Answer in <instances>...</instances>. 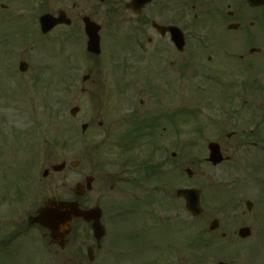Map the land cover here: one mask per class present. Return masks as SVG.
<instances>
[{"label":"rangeland","instance_id":"1","mask_svg":"<svg viewBox=\"0 0 264 264\" xmlns=\"http://www.w3.org/2000/svg\"><path fill=\"white\" fill-rule=\"evenodd\" d=\"M33 1H14L15 6L23 8L19 11V16L15 17L14 23H11L13 25L9 26V31L13 34L9 36V42L13 43L21 36L38 37L41 42L34 46V53L30 54L28 60L35 65H40L38 55L45 48L49 47V51L55 55L48 56L50 61L41 65V79L38 83L35 80L28 83L9 75V78L6 77L7 80L0 84V188L10 186L9 193H12L13 183L17 178H21L24 181L21 188L25 190L26 197L23 199L22 207H18V203L15 204L13 201L0 200V223L5 226L4 230L0 229V236L11 241L7 250L0 251V264H76L69 254L71 252L69 249L59 251L57 247L50 246L48 237L42 238L43 234L45 236L44 231L29 227L27 218L29 214H34L37 210L35 208L43 205L48 197L71 199L73 197L71 189L84 181L86 176L96 178L93 191L86 195L89 206L102 205L108 198L129 200L133 199L134 195L137 197L146 192L145 185L138 189L140 186L138 183L124 187V184L115 182L117 178L124 180L127 178L128 181L139 178L136 173L121 169L124 160L138 158L139 161H143L148 157L145 144L136 147L137 150H120L124 148L121 144L124 137L118 136V122L125 116H131L134 108L140 107L139 104H127V97L137 98L136 103L142 100L145 103L144 107L150 108H162L165 103L172 106L176 100L179 101L177 106L183 111L179 120L182 128L179 138L183 145L180 148L170 146L165 154H160L162 158H167L170 164L177 166V168L172 166V169L166 166L163 176L168 177L172 197L175 196L173 190L175 188L191 187L201 190L204 222L193 221L185 210L181 212L185 232L182 234V230L178 228H166L164 231L155 220L153 226H150L141 217L135 218L132 213H128L132 208L130 201H122L123 204L111 201L112 208L109 211L112 219L108 222L109 236L106 244L108 253L102 264H123L127 260H132L134 264L147 262L152 264L156 261L157 264L158 258L163 256L172 259L177 257L173 245L179 246V264H218L221 261L228 264H264V238L258 221L245 219L239 222L240 225L227 223L224 226L222 223L218 232L214 234L208 232L213 220H225L222 211L228 207L234 209L236 206H241L245 210L246 200L255 203L254 216L263 212L264 192H261V188L257 191L253 179L262 182L264 169L261 167L255 172L253 165L238 164L237 160L220 167H212L205 162L208 151L204 140L209 136H202L199 129H212L210 125L214 123L206 116L198 114V117L196 113L199 108L197 90L199 73L197 74L193 55H189L191 51L196 54L195 37H191L186 48L185 70L183 69L184 73L180 78L176 74V68H170L163 73L156 72L155 68L148 76V64L142 61V58L143 60L146 58L144 50L149 49L145 40V36H149L148 33L139 31L142 34L140 40L143 39L144 46L141 47L144 49L143 52L135 45L137 41L135 44L128 41V47H131L127 48L129 50L124 53L127 55L124 58L118 53H113L118 49L117 36H103L105 46L101 56L91 58L84 45L76 40L67 41L63 36L71 31L68 28L57 29L52 36L43 37L38 22L34 21ZM60 6L64 7L63 4L57 7ZM102 13L103 20L102 14L99 15L101 22L109 23L108 15L105 19L104 11ZM121 16L127 17V14L122 13ZM126 26L127 29H122L124 34L133 32L132 25H122ZM134 32L138 33L137 29ZM113 41L117 44L115 45ZM124 59H127L128 63L124 62ZM69 62L73 67V90L70 95L66 78ZM48 63L52 66L47 68ZM124 63L128 68L123 66ZM224 63L221 68L227 75L226 81L231 83L228 78L231 62L226 60ZM86 75L90 76V80L83 83L82 78ZM148 80L154 84L153 87H159L157 92H162L161 97L164 94L159 103H156L159 97L156 98L154 88H148L145 83ZM127 82L133 83L129 85ZM135 82L138 84L133 87L136 85ZM227 82L226 85L232 89ZM213 85L211 83L208 86ZM219 85L218 83L216 87ZM82 90L86 93L83 94ZM151 90L154 99L149 98ZM218 93L220 96L224 95L222 92ZM212 98L217 97L213 95ZM74 107L80 108L75 118L70 115V110ZM160 111L164 112L166 108ZM218 115L217 118L220 119L214 128L229 130L234 128L232 126L234 121L224 115ZM83 124L90 125L85 134L81 132ZM99 124H102L101 129ZM174 138L177 139V136L168 135L163 141H169L171 145L176 142H172ZM225 151L224 149L225 156H231L229 151V153ZM172 153L176 154L175 158H172ZM64 161L67 162L65 170L59 173L51 172L49 177H43L46 169L60 165ZM72 162H77L78 165L72 167ZM233 165L237 169L232 168ZM186 169H191L195 175L188 178ZM34 181L39 183V188ZM123 187L126 190L123 189L121 196L119 189ZM244 223L255 230L251 241L226 247L221 240L222 233H226L228 238H236L238 229ZM21 227L23 230L19 231ZM83 232L84 236L75 245L79 250L81 243H84V246L90 244L86 241V238L91 236L90 230L85 228ZM13 235L15 239H11ZM164 237H168L171 242L170 246L164 247L165 249L160 247L161 239ZM207 240L212 243L208 248L198 243L202 241L206 245ZM191 241L192 246L189 245Z\"/></svg>","mask_w":264,"mask_h":264},{"label":"flooded vegetation","instance_id":"2","mask_svg":"<svg viewBox=\"0 0 264 264\" xmlns=\"http://www.w3.org/2000/svg\"><path fill=\"white\" fill-rule=\"evenodd\" d=\"M14 1L0 0V84L5 82L6 77L9 78V75L29 82L37 81L41 71V65H35L28 61L30 59L29 55L22 50L23 46L31 40L30 37L19 38L13 43L9 42V36L13 35L9 31L10 23L14 20L16 11L23 8L15 6ZM129 2L131 0H128V2L124 0H34L32 3L34 4L33 9L37 12L35 16L41 18L45 14H51L55 17H62L63 21L65 20L68 23L66 27L71 31L63 34L67 41L73 42L76 40L81 45L86 44L85 22L87 18L100 25L99 36H102L101 40L103 41V36H117L116 41L119 50H114L113 53H118L124 58L127 56L124 53L129 50L127 49L128 41L131 44L133 42L135 44L137 41L135 45L140 47L141 52H143L144 49L141 48L144 46L143 39L140 40L142 34L139 31L148 33L149 36H145V40L149 49L144 50L146 58L144 60L142 58V61H146L148 64V76L155 68L156 72L162 71V73L167 72L170 68H176V74L180 78L181 72L185 68V52L179 51L180 46L175 44L173 36L183 34L185 40L186 36H196L194 61L197 74L199 73L198 82L200 85L205 84L202 86H205L207 90H211V86L208 85L214 83L216 76L221 72V76L226 80L227 75L222 68L225 65L224 61L231 62L228 69V78L231 83L226 82L232 87L235 93H233L234 96H230L227 101L219 103L210 99L212 97L201 98L207 99L205 103H202V108L209 114L208 116L224 114L234 121L232 124L233 129H210L208 132L215 138L212 142L217 143L222 152H224V149L225 152H230L231 156L227 155L228 160L224 163H234L237 160L238 164L246 162L251 164L260 163L264 167V0H153L139 13L128 9ZM59 4H63L64 7L60 6L58 8ZM103 11L105 19L108 15L109 23L103 24L101 22L99 15L102 14L103 20ZM122 13H126L127 17H122ZM113 21L117 22L115 23L116 26ZM124 24L132 25L133 32L124 34L122 29L128 28L127 26L122 27ZM61 27H64V25L57 28ZM173 27L176 29L175 33L170 30ZM135 29L138 33L134 32ZM49 35L51 34L49 33ZM30 49L33 50L34 46H30ZM31 53H34V51H31ZM47 55L51 57L53 53L48 50H45L44 53L42 51L38 55L39 61H46ZM139 55L142 56V54ZM23 60H26L27 63L26 70L19 72L18 69L21 67L20 64ZM124 62H127V59H124ZM123 66L128 68L125 63ZM68 69H70L68 73L71 77L69 89L72 91L73 67L70 62ZM127 83L131 85L133 82ZM145 83L150 89L154 86L149 80ZM135 84L133 87L137 86L138 82H135ZM153 88V91L156 92V98L159 97L156 103H159L160 99L164 98V94L161 97L162 92H157L159 90L158 86ZM248 88L253 89L252 94L245 91ZM254 89L257 91H254ZM152 94L151 90L149 98L152 97ZM152 98L154 99V97ZM136 100L137 98L127 97V104H139L140 107L134 108L131 116L121 117L122 119L118 122V133L121 134L122 131H126L125 133H154V131L160 130L168 133L170 131L173 132L172 134L177 133L178 135L181 133L180 123L175 122L176 113L171 114V111H169L170 107L174 108L179 101L176 100L175 103H172V106L165 103L162 108H150L144 107L145 103L142 100L138 103H136ZM163 108H166V111H160ZM236 120L238 123H236ZM166 145L158 146L156 149L153 148L151 158L149 157V167L152 172L148 178L143 180L146 192L141 194L140 199H136L134 195L133 199L135 200L133 202L129 200L132 208L128 213H132V215L134 213L139 214L137 218L141 217L142 220H146V224L148 223L150 226H153V220H155L164 231L166 228H178L183 233L184 221L181 212L184 211V208L180 202L182 199L171 196L173 192L169 189L170 183L161 175L166 165V158H162L159 153H165L168 148ZM154 151L155 155H153ZM205 162L212 166L208 163L207 158ZM232 168L236 169L237 167L233 165ZM46 173V176L51 175L49 171H46ZM88 177L90 176H86L84 181L77 183L75 189H71L73 197L68 200L78 203L79 207L85 210L95 207L94 205L89 206L86 195L93 190L92 186L93 182H96V178L90 179L89 185ZM127 181L128 179H116V182L125 185L135 183L133 179ZM137 188L142 189L141 186ZM6 190L7 187L0 188V198L3 201L4 198L10 196L6 193ZM19 190V192L14 193V201L18 203V207H22L21 204L25 194L22 192L21 187H19ZM262 190L264 191V185ZM119 192L122 196L123 188H120ZM115 201L116 204L117 202L122 203V199H116ZM123 201L128 202V200ZM4 202H8V200ZM102 205L105 207L101 219V223L105 228V236L101 241L97 242L93 237L92 222L87 223L78 220L73 223V229L66 244L63 247H59L57 244L54 245L58 247L59 251L69 249L71 251L69 254L76 264H86V262L88 264H102L106 258L108 253L106 250L108 242L106 239L108 238L107 228L108 222L112 219L109 211L112 208L111 200L105 199ZM228 208L222 211L225 217V220H222L223 226L231 222H243L245 219L253 220L258 221L261 225V231L264 233V215L258 217L254 216L252 211L245 213L240 208ZM202 216L192 217L191 219L193 221L197 219L200 222ZM245 226L247 225L244 223L243 227ZM4 227L0 223V229L4 230ZM85 228L88 231L90 230L92 237L88 236L86 241L90 244L84 246V243H81L79 250L75 245L84 236L83 231ZM22 230L23 227L19 229V231ZM222 237L226 238V234H223ZM160 243V247L163 249L171 244L168 237L162 238ZM227 243H234V240L231 238ZM172 247L178 253L176 249L179 246L173 245ZM178 254L173 259L169 256L158 258L157 264H170V262H173L171 264H179ZM123 264L134 263L132 260H127ZM145 264H149V262Z\"/></svg>","mask_w":264,"mask_h":264},{"label":"water","instance_id":"3","mask_svg":"<svg viewBox=\"0 0 264 264\" xmlns=\"http://www.w3.org/2000/svg\"><path fill=\"white\" fill-rule=\"evenodd\" d=\"M145 1L141 2V4ZM57 23L51 16H45L41 20L43 30L46 32L53 28ZM99 28L95 27L93 24H87V33L89 35L88 50L94 54L100 53L99 47V36L97 35ZM77 110H74L72 114H75ZM211 157L210 161L214 164L220 163L223 159L221 158L218 148L215 145L210 146ZM60 169V167H58ZM191 175V172L188 171ZM179 195L185 197L187 201V209L194 214H199V193L197 190H182L178 192ZM88 216V217H87ZM101 217V212L99 210L84 212L78 208L76 204L73 203H63V202H49L45 207L39 210L36 218L33 219V224H38L44 229L48 230L50 237L53 241L64 240L69 234L71 224L76 218H90L96 221L95 223V233L98 235H103V228L99 223ZM215 225V224H214ZM211 229H214L212 226ZM249 234L248 230H241V236L246 237Z\"/></svg>","mask_w":264,"mask_h":264}]
</instances>
